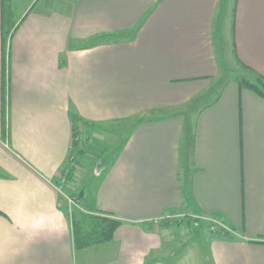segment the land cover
Returning <instances> with one entry per match:
<instances>
[{"label": "crops", "instance_id": "obj_1", "mask_svg": "<svg viewBox=\"0 0 264 264\" xmlns=\"http://www.w3.org/2000/svg\"><path fill=\"white\" fill-rule=\"evenodd\" d=\"M55 1L32 11L27 0L6 93L0 40V264H167L178 240L193 249L188 264H264V99L223 78L216 43L228 0ZM233 10L232 54L264 77V0ZM117 34L127 37L77 48ZM71 113L87 124L83 139L127 126L101 159L108 166L98 161L93 205L78 207L120 225L81 250L61 198L77 193V172L66 184L61 175ZM184 229L194 235L180 240Z\"/></svg>", "mask_w": 264, "mask_h": 264}, {"label": "trees", "instance_id": "obj_2", "mask_svg": "<svg viewBox=\"0 0 264 264\" xmlns=\"http://www.w3.org/2000/svg\"><path fill=\"white\" fill-rule=\"evenodd\" d=\"M13 18L14 13L10 7V0H0V40L3 93L7 90L8 79V70L5 60H7L8 56L9 42L15 30L17 29V25L13 22ZM126 37L127 35L125 36L124 34L101 35L83 43V46L78 47V49L85 50L102 44H111L114 42H119V40H123ZM239 66L245 71V75H240L239 77L234 78V82L240 89L249 90L260 98L264 99V77L247 66L242 65L241 63H239ZM4 103L5 95H3V104ZM70 121L72 125L71 150L66 160L67 163L61 171L62 176L66 174L64 178V184H66L65 180L69 182V180L73 179L74 166L76 165L73 163H76V157L77 159L78 157L82 158L84 155H86V153L89 152L88 142L90 139H83L81 136V130H79L80 128L78 127L81 126L82 129L83 127H87V124L83 123L76 115L72 113L70 114ZM59 184L61 183L59 182ZM83 194V191H79L78 193H75L69 197L74 207V209L69 211L68 217L72 229L71 233L73 244L76 250L99 246L110 242L113 238L115 229L120 225L118 220L110 217L109 215L85 213L82 211V209H78V207L81 205L84 206Z\"/></svg>", "mask_w": 264, "mask_h": 264}, {"label": "rangeland", "instance_id": "obj_3", "mask_svg": "<svg viewBox=\"0 0 264 264\" xmlns=\"http://www.w3.org/2000/svg\"><path fill=\"white\" fill-rule=\"evenodd\" d=\"M32 1L31 4V9L32 11L38 10V9H42L44 4L42 3H51L53 1L52 4L57 3V1L55 0H41L38 2V0H30V2ZM68 3L72 2L74 0H65ZM75 1H79V0H75ZM27 0H10V7H12V9L14 10V18H13V22L17 23L20 18L21 15L24 11V6L26 4ZM235 1L234 0H228L227 4H228V18H229V27L227 29V26L224 27V30H222V33L220 36H218L219 41H217L218 43H216V49H217V53H219V57L221 56L222 59L220 58V67L221 69L225 72L224 75V79L228 80V79H234L239 77L240 75H245V71L241 69V67L237 64L234 55L232 54L233 52V36H232V20H231V15L233 17V9L235 7ZM62 5L61 1L59 3V5L57 6L58 8ZM225 6V5H224ZM223 22V21H222ZM220 23V21H219ZM223 26V25H222ZM83 43H80V45L77 46L81 47ZM223 54V55H222ZM223 81V79L221 80ZM81 130V126H78ZM127 127L126 125L122 126V123H110L107 124L105 126H99L98 130H94L92 136L90 137V141L88 142L89 147V154H90V159L88 158L87 161H90V165H81V163L83 164L84 161H82V159L80 158L78 162L73 163L76 164L74 166L75 171L74 173L77 172L78 176L77 180H74V182L71 183L70 185V189H75V191H77V193L79 191H83L84 194V200H85V205H88L89 203H91L93 205V190L95 188V185L99 179V177L101 176V169L107 167L108 165H103L104 162L101 161V159H103L106 155H110L111 152H116V147L114 145L120 144L121 141L124 138V135L126 134L127 131H123L122 129ZM114 150V151H113ZM110 153V154H109ZM95 161V163H94ZM98 161H101L102 164V168L99 169V172L97 171L99 165H98ZM89 163V162H87ZM85 166V171H80V169L78 170V168H84ZM91 167V168H90ZM90 169V170H89ZM100 174V175H99ZM72 186V188H71ZM62 188V187H61ZM69 192L72 193V190L69 191H65V189H62V194L63 196L62 201L64 203V206L66 205L67 210H72L74 209V207L69 204L68 200H69ZM92 199L89 202V199ZM72 199V197H71ZM84 205V207H85ZM202 219V218H201ZM204 219V218H203ZM208 219V218H206ZM207 221V220H205ZM203 231V234L206 235L208 234V231L205 227H201ZM221 231V230H220ZM226 232V233H225ZM216 233V232H214ZM220 235H229L232 234V232L227 229L224 228V230L222 232H218ZM178 239L183 240L184 236L187 237V239H189L191 236L194 235V233L190 230H181V231H176L175 233ZM184 234V235H183ZM202 234V233H201ZM185 240V239H184ZM183 243H179L178 240V244L177 246H174V249L176 250V257L175 259H178V261H174V262H178L179 264H188V262L186 260H190L191 257V251L193 250L192 248H189L188 244H185L186 242L182 241ZM177 243V242H176ZM185 245V246H184ZM183 261L182 263L180 262ZM174 262L169 261L167 262V264H174Z\"/></svg>", "mask_w": 264, "mask_h": 264}, {"label": "built area", "instance_id": "obj_4", "mask_svg": "<svg viewBox=\"0 0 264 264\" xmlns=\"http://www.w3.org/2000/svg\"><path fill=\"white\" fill-rule=\"evenodd\" d=\"M69 204H71L73 206V203L71 202V200H68ZM160 220H157L156 223H158ZM210 223V231L211 232H217L218 229H220L221 231L224 230V228L222 226H220V224L211 221V220H207Z\"/></svg>", "mask_w": 264, "mask_h": 264}]
</instances>
